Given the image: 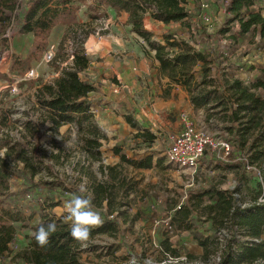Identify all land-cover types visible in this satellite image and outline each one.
<instances>
[{
	"label": "rangeland",
	"instance_id": "1",
	"mask_svg": "<svg viewBox=\"0 0 264 264\" xmlns=\"http://www.w3.org/2000/svg\"><path fill=\"white\" fill-rule=\"evenodd\" d=\"M59 1L66 4V0ZM93 1L73 0L66 5L73 8L78 23L87 22L90 28L94 29L92 36L94 40H99L105 37L109 29L104 27L102 18H95L99 17L98 12L89 9ZM213 1H216L217 8L210 9L209 21H200L192 17L187 23L179 22V25H158L156 32L158 36L160 34L159 40L166 46L161 35H166L165 33L175 35L174 39L187 42L195 50L203 51L210 58L216 56V63L208 64L209 77L218 76L221 80L237 78L248 86L259 79L264 80L262 72L264 36L260 35V28L253 27L241 35L238 23L236 21L230 23L228 20L230 15L226 11V6L229 0H211ZM258 8L259 5H255L251 9ZM100 15L106 16L104 10ZM112 21L115 27L118 25L124 36L133 34L138 37L132 31L131 25L120 15L118 18L115 15ZM19 26L20 21L16 20L2 34L7 39V45L1 47L0 53V141L22 139L26 120L35 121L39 116L37 96L42 98L46 93L45 87L52 86L59 75V71L49 64L51 58L48 59L47 54L55 52L65 25L58 23L54 26L48 36L46 50L39 59L30 61L29 68L24 69V73L23 70L18 71V68H22L18 63L12 66V62L15 57L22 61L27 56L33 35L21 34L18 32ZM222 29L228 31L222 33ZM142 45L146 50L143 53L148 55L154 53L143 41ZM166 49L171 50L167 46ZM110 55L117 58L118 53L110 52ZM97 61L93 57L89 67L80 73V77L96 86L95 92L90 95L94 104L101 102L103 105H110L108 101H111L115 93L109 90L108 82L114 81L111 77L113 74L109 72L110 76L108 74L105 76L98 73ZM195 70V76L199 81L202 77L201 64ZM168 82V78L167 82L158 80V85H155L156 90L151 94L152 100L147 105L146 112L150 113L149 117L142 115V118L136 119L133 111L130 112L123 107L120 109L129 112L127 116L135 119L140 131L153 133L154 141L145 142L142 138H135L137 127L133 128L134 132L131 128L121 129L120 123L111 117L118 115V112L110 108L108 113L112 128L106 131L101 128L107 136L100 147V161H92L84 154L77 134L70 124L61 126L59 132L53 135L46 130V124L37 122V127L41 131L39 138L41 147L48 153L58 152L61 156L59 159H45L46 163L52 165V170L42 168L41 173L36 175L33 181L40 178L56 181L57 184L62 181L67 190L42 188L40 194L36 193L33 196L28 194L25 198L13 202L12 207L20 208L26 216L27 225L14 223L16 238L0 258V264H27L16 257V253L29 243V237L33 233L32 227L39 221L40 205L45 207V199H50L56 206L48 210L45 208L43 211L56 216L65 215V202L71 200L74 195H80L78 189L82 184L88 190L85 195L90 193L88 178L90 176H95L97 180L108 179L116 185L114 210L103 202L102 208L97 211L112 213L108 217L115 216L119 225L118 230L112 233H100L89 238L86 246L80 244L77 249L80 264H129L132 257L136 258L137 263L138 260H142L144 264H161L169 255L186 258L187 264H194L197 261L209 264L210 257L219 256L225 229L219 224H215V227L212 225L207 205L214 201L207 191L226 190L236 185L235 177L239 170L226 164L239 160L244 152L237 150L232 144L229 160H226L220 156L222 150L217 146L214 150L207 149L205 152L207 154L204 153L195 168H180L169 163L165 151L172 143L173 137L183 127L181 115L191 119L195 127L204 131L213 142L232 139V136L227 128L228 122L221 119L220 115L207 118L206 110L194 108L187 92L181 86L171 84L169 87ZM255 93L263 97L264 87L256 89ZM103 114H105L103 111H98L95 116L97 123ZM114 146H119L121 153L128 159L139 160L152 156L151 167L137 168L132 164L120 162L119 156L112 151ZM5 149L6 147L0 146V157L3 156ZM100 165L117 166L116 171L120 174L116 179H110L106 176V170L104 174L100 172ZM18 167L21 168V164ZM8 183L9 198H14L15 194L28 184L19 170H16L14 177L8 179ZM252 187V182L241 181L242 193L247 196H251L248 195L247 189ZM185 210L189 211L186 217L182 215V211ZM204 240H208L212 251L208 258L203 256V247L200 245V241ZM261 240L264 241V233ZM164 242H167L174 252L166 251L162 244Z\"/></svg>",
	"mask_w": 264,
	"mask_h": 264
},
{
	"label": "trees",
	"instance_id": "2",
	"mask_svg": "<svg viewBox=\"0 0 264 264\" xmlns=\"http://www.w3.org/2000/svg\"><path fill=\"white\" fill-rule=\"evenodd\" d=\"M83 1V0H79ZM97 5L112 9L116 14L127 13V22L138 37L154 51V58L158 61L160 75L168 78V86L179 85L187 92L190 103L194 108H204L207 118L220 115L228 122V131L237 150L244 152L239 160L226 164L228 167L239 170L235 177L236 185L226 190H208L207 194L213 203L207 205L212 225L225 229L223 244L219 254V264H254L257 258H264V203H257L258 198L264 196V96L255 93V90L264 87V80H257L250 86L240 79L221 80L216 76L209 77L208 64L216 63V56L210 58L206 53L195 50L185 41H178L171 35H163L166 46L153 39V34L143 26V19L148 14L152 19L163 22H186L192 17L200 21H209L210 9L217 8L216 1L211 0H96ZM73 0H66V4ZM59 0H0V53L1 47L7 45V39L2 36L7 27L16 20L20 21L18 32L33 35L32 45L27 56L22 60L14 58L12 66L18 63L24 73L29 68L31 60L39 59L48 45V36L58 23L65 25L64 33L57 43L49 64L53 65L59 75L50 87H45L46 93L42 98L37 96L39 116L35 121L26 120L25 133L20 140L0 141L1 147H6L0 157V258L8 251L9 245L16 238L14 223L27 225L26 216L20 208L12 204L15 200L25 198V195L40 194L42 188L66 191L62 181H47L33 178L41 173L42 168L52 170V165L45 162L47 158L59 159L60 153H48L41 147L39 138L41 131L37 127L40 121L46 124V130L57 134L59 128L70 124L74 128L80 148L92 161H100V147L106 135L95 121L93 102L90 95L95 92L96 86L81 79L80 73L90 65V58L86 53L85 42L94 29L85 23H78L73 8ZM259 5L257 10L251 9ZM264 0H229L226 11L229 13V22L238 23L239 33H247L253 27L260 28V35L264 36ZM90 6L89 9L98 12ZM99 11L97 14L101 18ZM106 14V13H105ZM94 16V15H93ZM205 18V19H204ZM191 24L189 23V27ZM222 29L221 32H227ZM64 64V65H62ZM201 64L202 77L198 81L195 68ZM217 70V67H215ZM263 76H264V70ZM218 109L217 111H213ZM127 123L132 128H138L135 138H142L145 142H153L155 135L149 131H140L135 120L126 116ZM7 138V137H6ZM61 152V149H59ZM118 155L120 162H126L137 168H150L152 156L139 160L128 159L120 151L119 146L112 149ZM206 152V151H205ZM207 154V153H205ZM12 162V164H11ZM21 164V168L18 165ZM117 166H99V170L110 179H116L119 172ZM16 170L28 184L9 198L8 179L14 177ZM86 173V170H85ZM84 173V174H85ZM90 179L89 190L93 197L94 209L102 208L103 202L114 210L113 200L117 194L116 185L108 179ZM241 181L252 182L253 187L248 195L242 193ZM57 184V185H56ZM9 201L10 203H5ZM46 205H40V217L32 227L33 232L41 225L55 223L57 232L50 238V243L40 247L33 235L29 243L16 253V257L27 264H80L78 247L80 242L70 235V225L64 222V216H56L51 212L56 203L45 199ZM246 205V206H245ZM101 214L103 224L91 229L90 238L100 233H112L118 230L115 216L109 218L105 211ZM188 210L182 211L184 217ZM164 249L174 252L167 242L162 243ZM203 247V256L208 258L212 252L208 240L200 241ZM137 264H144L138 260Z\"/></svg>",
	"mask_w": 264,
	"mask_h": 264
},
{
	"label": "crops",
	"instance_id": "3",
	"mask_svg": "<svg viewBox=\"0 0 264 264\" xmlns=\"http://www.w3.org/2000/svg\"><path fill=\"white\" fill-rule=\"evenodd\" d=\"M94 1L91 3L92 9L96 8L98 12L104 10L106 13L105 17H101V20L104 27L109 29V32L105 34L104 38H100L99 40H94V37L90 34L85 42L86 53L90 58V63L93 57L98 60V73L109 75L110 72L113 74L111 77L114 81H109L108 83L110 86L109 90L115 94H113V97L110 99L111 101L107 100L110 102L111 106L106 104L103 105L101 102L99 104L93 103V112L95 116L98 114L99 110L105 113L102 117L98 116L100 121L97 123L104 131L112 128L110 126V115L108 113L110 108L118 112V115L111 117L120 123L119 126L121 129L125 130L131 128L133 131V128L126 121V116L129 112L125 110L121 111L120 109L123 107L129 109L130 112L133 111L136 119L142 118V115L149 117L150 113L146 111H148V103L152 100V91L156 90L155 85H158V80L160 82H167V78H162V75H160L158 71L159 63L154 58V53H150V55L143 53V51L146 50L139 37L133 34L128 37L127 35L124 36V33L119 30L118 25L115 27L112 21L115 15H117V18L120 15L127 23V13L116 14L112 9L97 5V1ZM172 24L179 25V22L165 24L152 19L148 14H146L143 19L144 28L153 34L154 40L159 42H161L159 40L160 34L158 36L156 26H170ZM173 37H175V35H173ZM110 52H114L115 54L118 53L117 58H113ZM113 130H115V128H113Z\"/></svg>",
	"mask_w": 264,
	"mask_h": 264
},
{
	"label": "clouds",
	"instance_id": "4",
	"mask_svg": "<svg viewBox=\"0 0 264 264\" xmlns=\"http://www.w3.org/2000/svg\"><path fill=\"white\" fill-rule=\"evenodd\" d=\"M78 192L80 195H74L71 200L64 204L66 212L64 222L70 225L71 237L80 242L81 245L86 246L91 235V229L101 226L103 220L99 211L94 209L92 195L90 193L85 195L88 192L86 186L82 184ZM257 203H264V196L259 197ZM56 232L57 225L48 223L46 226L41 224L32 235L40 247H45ZM129 264H137L136 258H130ZM161 264H187V260L183 257L169 255ZM194 264H201V262L197 261ZM209 264H219V257H210ZM254 264H264V258H257Z\"/></svg>",
	"mask_w": 264,
	"mask_h": 264
},
{
	"label": "built area",
	"instance_id": "5",
	"mask_svg": "<svg viewBox=\"0 0 264 264\" xmlns=\"http://www.w3.org/2000/svg\"><path fill=\"white\" fill-rule=\"evenodd\" d=\"M52 54V52L47 54L48 59ZM181 122L183 124L181 131L173 137L172 143L165 151V157L169 163L180 168H195L205 151L207 149L214 150L217 146L222 150L220 156L229 160L232 145L228 139L213 142L204 131L198 130L193 121L185 115H181Z\"/></svg>",
	"mask_w": 264,
	"mask_h": 264
}]
</instances>
